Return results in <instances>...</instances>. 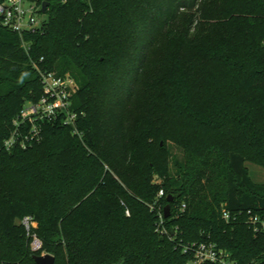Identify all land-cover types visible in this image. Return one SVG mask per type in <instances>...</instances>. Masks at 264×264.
<instances>
[{
    "label": "trees",
    "instance_id": "16d2710c",
    "mask_svg": "<svg viewBox=\"0 0 264 264\" xmlns=\"http://www.w3.org/2000/svg\"><path fill=\"white\" fill-rule=\"evenodd\" d=\"M46 1L37 30L0 25V264H189L183 245L202 241L264 264L247 166L264 167V0ZM35 65L71 74L84 114L8 150L43 93Z\"/></svg>",
    "mask_w": 264,
    "mask_h": 264
},
{
    "label": "built area",
    "instance_id": "2783aa9c",
    "mask_svg": "<svg viewBox=\"0 0 264 264\" xmlns=\"http://www.w3.org/2000/svg\"><path fill=\"white\" fill-rule=\"evenodd\" d=\"M46 0H4L0 2V25L18 33L21 37L27 32H33L40 28L46 20V12L43 11V3ZM65 4L72 0H59ZM91 3L92 0H82ZM48 9V8H47ZM40 74L43 93L37 101L26 104L24 109L14 121V130L5 141L8 150L13 148L27 149L42 140L43 125L47 121L61 119L65 125L72 126L75 133L77 119L83 116L73 110V96L79 86L76 79L69 73L58 74L55 71H47L35 65ZM164 191L160 192L163 195ZM186 208L183 204L182 210ZM161 222H163V215ZM223 217L229 221L231 216L227 210L223 211ZM29 232L36 228L33 216H26L22 220ZM249 224L255 232L264 231V219L252 216ZM167 232V230H163ZM33 250L42 248V241L36 234L33 235ZM185 252L193 255L195 264H240L227 250L220 248L211 241L193 242L183 245Z\"/></svg>",
    "mask_w": 264,
    "mask_h": 264
},
{
    "label": "water",
    "instance_id": "95a60500",
    "mask_svg": "<svg viewBox=\"0 0 264 264\" xmlns=\"http://www.w3.org/2000/svg\"><path fill=\"white\" fill-rule=\"evenodd\" d=\"M50 6V2L49 1H45L43 3V11L46 12L47 8ZM176 199V196L171 197L169 196L168 200L170 202H174ZM165 217H169L171 215V208L170 206H167L165 209ZM35 261L37 264H55L56 262V257L50 253H45L43 255H38L35 254L34 255Z\"/></svg>",
    "mask_w": 264,
    "mask_h": 264
},
{
    "label": "rangeland",
    "instance_id": "374dc122",
    "mask_svg": "<svg viewBox=\"0 0 264 264\" xmlns=\"http://www.w3.org/2000/svg\"><path fill=\"white\" fill-rule=\"evenodd\" d=\"M171 148H172L174 154H176L178 157H182L183 156V151L181 149L177 148L176 146H174L172 144H171ZM247 166L250 169L251 176L253 177V179L256 182H260V183L264 182V167H261L259 165L254 164V163H251V162H249L247 164ZM36 225L38 226L39 223L36 222ZM189 264H195V263L194 262H190Z\"/></svg>",
    "mask_w": 264,
    "mask_h": 264
}]
</instances>
